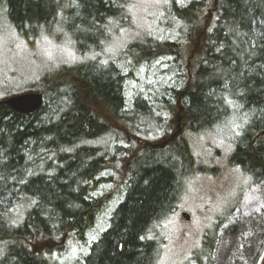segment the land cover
Masks as SVG:
<instances>
[{
	"label": "trees",
	"instance_id": "16d2710c",
	"mask_svg": "<svg viewBox=\"0 0 264 264\" xmlns=\"http://www.w3.org/2000/svg\"><path fill=\"white\" fill-rule=\"evenodd\" d=\"M129 1L0 0V26L29 44L67 40L75 52L39 85L4 84L5 97L37 90L44 104L30 114L0 104V264H160L159 226L187 177L207 171L188 133L213 130L230 112L243 117L230 162L264 181V0H167L138 29ZM124 32L130 39L109 51ZM159 58L172 81L130 96ZM117 196L109 227L88 241ZM228 209L190 251L195 264H215ZM76 243L85 253L64 260Z\"/></svg>",
	"mask_w": 264,
	"mask_h": 264
},
{
	"label": "rangeland",
	"instance_id": "374dc122",
	"mask_svg": "<svg viewBox=\"0 0 264 264\" xmlns=\"http://www.w3.org/2000/svg\"><path fill=\"white\" fill-rule=\"evenodd\" d=\"M187 1L181 0V3ZM164 4L165 0H130L131 25L137 29L149 26V18L161 13ZM156 34L161 39L172 36L171 31L161 33V29ZM129 39L124 32L114 44ZM186 50L188 56L189 48ZM74 58L75 52L67 40L57 42L45 35L29 44L3 24L0 26V99L6 96L5 83L12 81L11 88L15 90L25 88L28 83L39 85L42 74ZM164 62L159 58L151 66H143L138 75L140 83L131 84L129 95L148 86L171 82L173 74L167 71ZM242 118L240 114L230 112L226 121L213 130L198 136L188 133L197 155L196 167L203 164L207 171L187 177L184 196L174 215L158 227L157 234L163 238L160 264H195L190 259V251L200 245L204 233L228 208L232 209L225 215L219 231L215 264H264V181L255 184L253 176L230 162L235 148L232 138L239 132L237 125L241 124ZM165 136L152 134L149 139L161 143ZM117 199L121 198L117 196L110 209L100 216L88 241L109 227L110 213L118 204ZM61 247L57 245L58 249ZM86 249V244L67 246L63 259H76Z\"/></svg>",
	"mask_w": 264,
	"mask_h": 264
},
{
	"label": "water",
	"instance_id": "95a60500",
	"mask_svg": "<svg viewBox=\"0 0 264 264\" xmlns=\"http://www.w3.org/2000/svg\"><path fill=\"white\" fill-rule=\"evenodd\" d=\"M1 103L8 105L16 112L30 114L42 107L44 95L41 91H29L0 99Z\"/></svg>",
	"mask_w": 264,
	"mask_h": 264
},
{
	"label": "snow or ice",
	"instance_id": "6c2138e0",
	"mask_svg": "<svg viewBox=\"0 0 264 264\" xmlns=\"http://www.w3.org/2000/svg\"><path fill=\"white\" fill-rule=\"evenodd\" d=\"M165 2H167V0H165ZM181 0H177V3H180ZM118 45L113 44L112 47H110L108 50L111 51L113 47H117ZM94 58V57H93ZM229 103H232L231 101H229ZM237 127H239V125H237ZM141 239H143V237H141Z\"/></svg>",
	"mask_w": 264,
	"mask_h": 264
},
{
	"label": "bare ground",
	"instance_id": "6f19581e",
	"mask_svg": "<svg viewBox=\"0 0 264 264\" xmlns=\"http://www.w3.org/2000/svg\"><path fill=\"white\" fill-rule=\"evenodd\" d=\"M31 91H37V90H31ZM26 92H29V91H26ZM23 93H25V92H23ZM18 94H20V93H18ZM15 95V94H14ZM44 95V94H43ZM12 96V95H11ZM178 121H179V123H180V121H181V118H178ZM174 138V135H171L170 136V139H173Z\"/></svg>",
	"mask_w": 264,
	"mask_h": 264
}]
</instances>
